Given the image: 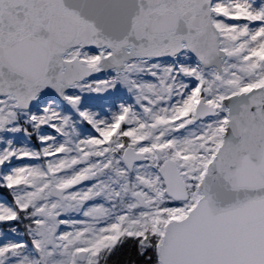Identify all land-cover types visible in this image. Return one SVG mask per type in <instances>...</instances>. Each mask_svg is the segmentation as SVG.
<instances>
[{
  "label": "snow or ice",
  "instance_id": "6c2138e0",
  "mask_svg": "<svg viewBox=\"0 0 264 264\" xmlns=\"http://www.w3.org/2000/svg\"><path fill=\"white\" fill-rule=\"evenodd\" d=\"M0 264H264V0H0Z\"/></svg>",
  "mask_w": 264,
  "mask_h": 264
}]
</instances>
